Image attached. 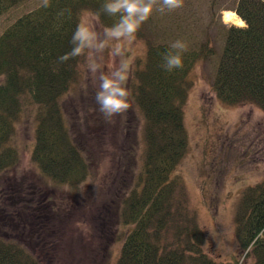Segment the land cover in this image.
<instances>
[{"label": "trees", "instance_id": "1", "mask_svg": "<svg viewBox=\"0 0 264 264\" xmlns=\"http://www.w3.org/2000/svg\"><path fill=\"white\" fill-rule=\"evenodd\" d=\"M25 1L0 0V17ZM104 3L50 0L49 7L40 4L1 33V176L19 162V149L13 143L16 124L30 109L34 121L30 155L36 170L55 184L71 188L91 178L88 151L83 139L71 131L62 106L63 97L79 79L83 57L63 64L56 61L70 50L71 36L85 11L100 12L106 26L116 22L117 17L102 12ZM232 10L245 26L226 29L212 90L227 105L254 106L264 113V0H237ZM136 37L145 40L146 50L143 61L134 65L128 87L140 117L143 144H129L128 152L122 149L119 157L130 160L124 170L130 176L128 183L122 181L117 186L111 181L114 210L98 208L100 227L105 224L112 230L118 226L120 251L114 263L242 264L238 253L220 262L205 251V234L176 176L188 144L184 113L192 86L189 75L198 62L216 55L211 40L188 46L183 68L169 72L162 65L172 42L146 38L145 24ZM101 138L105 139L104 133ZM101 143L97 145L102 152L112 146ZM13 187V194H20V188ZM107 190L111 192L110 186ZM47 193L32 191L26 199L20 194L18 200L23 203L12 211L4 205L15 196L3 193L0 264L57 262L56 241L46 233L52 235L54 222L62 221L63 216ZM235 221L239 252L251 264H264V182L242 191Z\"/></svg>", "mask_w": 264, "mask_h": 264}, {"label": "rangeland", "instance_id": "2", "mask_svg": "<svg viewBox=\"0 0 264 264\" xmlns=\"http://www.w3.org/2000/svg\"><path fill=\"white\" fill-rule=\"evenodd\" d=\"M236 1L184 0L183 7L174 11L154 10L144 24L146 38L155 41L179 39L193 46L211 40L216 55L198 62L189 75L192 86L184 113L188 144L176 176L182 181L189 206L205 234V251L209 256L227 262L232 254L238 253L242 264H251L238 250L235 215L242 191L264 182V113L254 106L227 105L212 90L225 31L230 26L241 27L223 19L225 11L233 12ZM40 4L41 0H26L3 14L0 35L17 18ZM86 13L88 11L82 16ZM128 47L134 65L142 62L145 40L136 37ZM104 62H111L107 52ZM94 95L95 88L80 65L79 79L63 97L62 106L71 131L83 139L88 151L92 167L89 180L77 188L60 186L36 170L30 155L34 122L30 109L16 124L13 143L19 149V162L6 175H0V203L4 194L16 197H10V204L4 205L9 206L6 211L23 203L18 200L20 194L26 199L32 191L48 192L53 207L60 209L62 221L54 222L56 229L52 230V235L46 233L47 238L57 244L58 258L54 264H115L120 251V240L116 239L118 226H113L112 230L105 224L100 227L98 208L114 210L111 181H116L117 186L122 181L128 183L130 176L124 170L126 160H130L119 156L122 149L129 151V144H143L141 121L132 104L123 119L117 117L115 123H106ZM103 133L105 139L101 138ZM101 142L112 146L102 152L97 145ZM13 185L20 188V194H13ZM109 186L111 192H105ZM96 218L98 223L94 222ZM118 234H122L119 229Z\"/></svg>", "mask_w": 264, "mask_h": 264}, {"label": "clouds", "instance_id": "3", "mask_svg": "<svg viewBox=\"0 0 264 264\" xmlns=\"http://www.w3.org/2000/svg\"><path fill=\"white\" fill-rule=\"evenodd\" d=\"M183 4L184 0H105L102 12L118 18L111 26L101 22L100 12H88L81 17L71 36L70 50L59 56L56 64L83 57L81 67L95 88L94 100L106 123H115L117 117L123 119L132 105L128 85L135 67L128 46L136 40L137 32L154 10L170 12ZM40 6L49 7L50 0H41ZM240 26L245 25L242 22ZM187 51L188 45L183 40L173 41L163 57L162 67L169 72L183 68V55ZM105 52L110 63L104 62Z\"/></svg>", "mask_w": 264, "mask_h": 264}, {"label": "bare ground", "instance_id": "4", "mask_svg": "<svg viewBox=\"0 0 264 264\" xmlns=\"http://www.w3.org/2000/svg\"><path fill=\"white\" fill-rule=\"evenodd\" d=\"M223 19L226 22H231L233 24L241 25L242 21L231 11H225L223 14Z\"/></svg>", "mask_w": 264, "mask_h": 264}]
</instances>
